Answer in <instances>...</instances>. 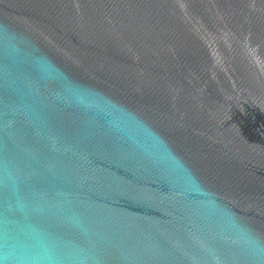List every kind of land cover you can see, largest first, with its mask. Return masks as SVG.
Segmentation results:
<instances>
[{"label": "water", "instance_id": "obj_1", "mask_svg": "<svg viewBox=\"0 0 264 264\" xmlns=\"http://www.w3.org/2000/svg\"><path fill=\"white\" fill-rule=\"evenodd\" d=\"M0 264H264V0H0Z\"/></svg>", "mask_w": 264, "mask_h": 264}]
</instances>
